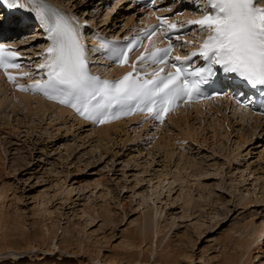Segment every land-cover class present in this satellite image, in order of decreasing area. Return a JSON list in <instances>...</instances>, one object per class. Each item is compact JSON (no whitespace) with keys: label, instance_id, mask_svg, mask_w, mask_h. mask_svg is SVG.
<instances>
[{"label":"rangeland","instance_id":"374dc122","mask_svg":"<svg viewBox=\"0 0 264 264\" xmlns=\"http://www.w3.org/2000/svg\"><path fill=\"white\" fill-rule=\"evenodd\" d=\"M59 1L99 29H121L102 0ZM5 89L0 247L30 257L16 264H256L264 255V123L195 113L157 141L127 128L101 138Z\"/></svg>","mask_w":264,"mask_h":264},{"label":"snow or ice","instance_id":"6c2138e0","mask_svg":"<svg viewBox=\"0 0 264 264\" xmlns=\"http://www.w3.org/2000/svg\"><path fill=\"white\" fill-rule=\"evenodd\" d=\"M206 3L207 8L201 18L189 22L209 33L200 45L199 53L173 57L174 61H190L200 55L205 62L203 66L189 72L174 63L175 72L161 75V68L159 72H153L150 79H142L133 64V71L109 80L91 74L88 69L87 48L80 32V28L87 26L86 20L81 23L78 17L62 15L45 0H0V4L11 10L34 12L51 41L46 49L47 61L36 65L39 70H47V79L18 87L40 91L49 99L69 104L80 116L100 123L109 118L115 106L129 102H136V107L144 103L153 118L163 122L164 114L176 106V101L191 99L199 93L201 84L208 83L216 75V65L249 87L264 89V6H259L260 0H206ZM169 28L175 29L176 25L170 24ZM101 47H106V44H101ZM171 48L169 44L167 48L142 53L137 61L152 60L164 64ZM130 50L115 53L120 63H127ZM18 58V50H8L0 44V68L5 70L9 80H14V77L8 69L20 67L16 62ZM233 98L238 105L248 106L256 102ZM260 104L264 107V100ZM256 264H264V255Z\"/></svg>","mask_w":264,"mask_h":264},{"label":"bare ground","instance_id":"6f19581e","mask_svg":"<svg viewBox=\"0 0 264 264\" xmlns=\"http://www.w3.org/2000/svg\"><path fill=\"white\" fill-rule=\"evenodd\" d=\"M105 3L107 2V1H104ZM117 3H119V2H115V4L113 5L114 6V8H115V6L117 5ZM117 10V9H116ZM108 20V19H107ZM130 20V19H129ZM128 23V22H127ZM126 23V24H127ZM34 30V29H33ZM123 29L121 28V29H119V30H116V31H122ZM40 42H41V40H40ZM114 70V67H111L110 69H108V71L110 72V71H113ZM0 74H1V72H0ZM2 75V74H1ZM2 82V80L0 79V84L2 85V86H4V88H6L7 89V84L5 83V82H3V84L1 83ZM3 89V88H2ZM5 89V90H6ZM7 93V92H6ZM13 93V92H12ZM15 95L14 96H16L17 98H18V100L20 101V102H22L23 104H24V102H25V104L26 103H31L33 100H35V101H39V104H38V106H41V107H44V109L45 110H49V109H51V111L52 112H55L56 113V115H58V116H64V115H67V114H69L70 115V117L72 116L73 118H74V121H77V124H80V125H85L84 123V120H82V119H77V118H75V116L73 115V113H71V112H69L67 109H65V108H63V107H59V106H57V105H55L53 102H49V101H44L42 98H40V97H37L36 98V96H31L30 94H24V93H20V92H17V91H15ZM13 95H11V96H13ZM10 96V97H11ZM14 98V97H13ZM20 98V99H19ZM223 104H225V103H220V104H218L217 106H215L214 108H212L211 109V111H209V112H206V109L204 110V109H202V107L200 106V105H194V107L192 108V109H190V110H184V112H181V113H179L176 117L174 116L173 118H171L170 119V121H171V123H179V122H181V121H183V122H185V123H187L188 121H190L191 119H193V115H192V113H191V111H195L196 112V114H197V116H204L205 114H211V113H222V115H224V117H227V115H226V113H227V111L226 110H228V108H227V106L228 105H223ZM40 107V108H41ZM45 112V111H44ZM223 112L225 113V114H223ZM234 112L237 114V115H234ZM249 112L247 111V110H244V111H241V110H234L233 111V116H239L240 118H241V121H243V122H245V121H255L256 122V124H257V127H261L263 124L262 123H264V120L261 118H259V117H256V116H250L249 117ZM60 118V117H59ZM250 118V119H249ZM140 119H133V120H128V121H126V122H122V123H114V124H112V125H110V126H103V127H97V128H95V129H93L92 131V133L93 134H98V135H100V137L102 138V137H110L111 136V134L112 133H119V132H124L125 131V128H128L130 125H133V122L135 121H139ZM221 121H223L222 119H220ZM168 123H170V122H168ZM165 124L164 126H162V128L163 127H168V126H170L169 124ZM149 126V124L147 123V122H145V123H142L141 125H140V128H142V129H145V127H148ZM133 128V127H132ZM162 128H160V127H156L155 126V129L157 130V133H162V135L164 134V131H161L162 130ZM257 129V128H256ZM228 131V130H227ZM230 131V130H229ZM125 133H129V132H127V131H125ZM138 135V134H137ZM161 135V136H162ZM248 135H250V134H248ZM242 136V135H241ZM172 137V136H171ZM149 138H152V137H149ZM108 139V138H107ZM151 141V140H150ZM153 144V143H152ZM164 176H166V175H163V177ZM244 176V175H243ZM172 180V179H171ZM161 181V180H160ZM160 184H161V182H160ZM158 186V185H157ZM161 186V185H160ZM155 189H157V188H155ZM160 189V188H159ZM151 190V189H150ZM156 191V190H155ZM169 192H170V189H169ZM153 194H154V192H153ZM158 195V194H157ZM157 195H156V198H159V197H157ZM152 196V195H151ZM153 196H155V194L153 195ZM143 198H145V200L147 201V197H142V199ZM151 198V197H150ZM162 198V197H161ZM189 198V197H188ZM144 200V199H143ZM187 200V199H186ZM158 201V200H157ZM155 202V201H154ZM187 202V201H186ZM156 203V202H155ZM45 212V211H44ZM1 213V212H0ZM45 214H47L46 212H45ZM44 215V214H43ZM2 217H3V215H1ZM44 216H46V215H44ZM48 230V232L50 231V229H47ZM53 233H55V231H53ZM256 233L258 234V236L256 235V239H260V237H262L263 236V234H264V228H262V225H261V228H259V231L257 232L256 231ZM152 239V238H151ZM150 239V240H151ZM145 240V239H144ZM257 241V240H256ZM142 242V241H141ZM259 243V242H258ZM6 244H8V243H6ZM240 246V248H242V246H243V244L241 243V244H239ZM6 246V245H5ZM243 247H245V246H243ZM247 247V249H248V246H246ZM4 248H8V249H11L12 251H10V252H12V253H14L13 255H11L10 257H8L7 259H6V261L7 262H9L10 264H16V263H19V262H22V261H25V260H27V259H30V257L29 256H27V255H24V256H20L19 258L17 257V255L18 254H23V252L22 251H24V250H22V251H19L20 249H18L17 248V246H14V247H0V251L2 250V249H4ZM132 248V247H131ZM14 250V251H13ZM186 257H189L188 255H185ZM57 260H61V259H57ZM8 263V264H9ZM39 264H45V263H43V261H40L39 262ZM58 264H60V263H58Z\"/></svg>","mask_w":264,"mask_h":264}]
</instances>
